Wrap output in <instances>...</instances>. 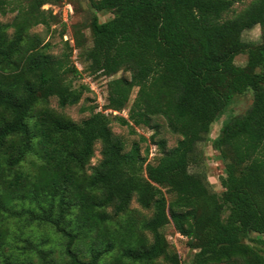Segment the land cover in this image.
<instances>
[{
	"label": "trees",
	"instance_id": "obj_1",
	"mask_svg": "<svg viewBox=\"0 0 264 264\" xmlns=\"http://www.w3.org/2000/svg\"><path fill=\"white\" fill-rule=\"evenodd\" d=\"M50 1L28 0L13 34L0 22V264H57V248L63 264H183L163 232L171 223L197 249L189 264H264V238L251 237L264 236V0L240 12L236 0H91L116 14L93 15L90 46L75 35L81 56L92 72L130 74L110 81L108 106L124 110L138 87L128 117L114 119L133 132L154 129L155 163L139 142L126 150L106 113L91 108L77 123L45 106L52 97L62 107L78 104L91 90L74 85L82 73L69 53L54 55L29 33L47 24L41 8ZM8 2L0 0V12ZM256 25L263 41H244ZM242 53L245 65L236 63ZM249 90L252 105L213 139L226 166L219 193L189 168L213 123ZM155 117L181 136L175 147L156 139ZM98 141L102 160L88 174ZM31 154L37 160L26 165ZM134 197L153 210L149 218L129 214Z\"/></svg>",
	"mask_w": 264,
	"mask_h": 264
},
{
	"label": "rangeland",
	"instance_id": "obj_2",
	"mask_svg": "<svg viewBox=\"0 0 264 264\" xmlns=\"http://www.w3.org/2000/svg\"><path fill=\"white\" fill-rule=\"evenodd\" d=\"M252 1L253 0H236L233 5L234 12H240L250 5ZM28 4V0H9L5 7V11L0 12V22L7 24L10 34H13L15 31L13 23L16 17L19 13L27 10ZM41 13L47 19V24L40 23L34 25L30 27L29 33L31 35L39 34L43 38L44 43H50V47L48 48L50 53L57 56H64L65 53H69L70 64L76 65L82 73L74 80V85L78 86L82 83H87L90 85L91 89L84 95L78 104L62 107L58 99L52 97L45 106H48L51 111L64 115L77 123H80L91 115V108L106 113L112 118L111 128L114 134L123 139L126 150H130L134 143L139 142L143 154L149 151L147 162L155 163L161 156V151L158 144L151 138L154 134V129L147 126H137L135 132H133L129 126L123 125L118 120L114 119V115H124L128 117L129 106L136 98L138 87L133 88L128 106L124 110L114 112L116 110L108 106L110 81L122 76L130 78V74L120 71L114 76H107L101 72H92L88 70L81 56L82 47L77 45L75 35H77L83 47L92 44L91 30L88 25L95 13L99 16L100 21H107L115 16L116 11L114 9L97 11L93 8L91 0H51L42 6ZM233 14L234 13H231V15ZM52 15L57 16V21H52ZM242 38L244 41L259 44L263 41V28L261 25H256L252 29L244 31ZM66 40L73 46L72 51L66 47ZM247 58V54H239L236 57V63L245 65ZM253 100V90H249L244 94L235 95L225 112L213 123L208 140L198 145L199 161L197 164H192L190 166L189 173L199 172L205 174L210 188L216 192L221 193L224 190L222 177L226 175V166L220 152L214 147L213 139L219 135L223 124L228 119L235 115L243 114L252 105ZM41 107H44V105L40 103L36 108L39 109ZM154 122L159 124V134L156 136V139L164 138L167 140L168 148L175 147L181 136L172 133L162 117H155ZM142 137L146 139L143 140ZM102 146V142H96L93 156L86 166V172L88 174H91L93 168L102 160ZM35 160H37L35 154L29 155L26 160V165L31 164ZM111 210L112 208L109 209V211ZM129 211V214L135 216L136 219L149 218L153 213V210L143 208L137 202L136 197H134ZM163 232L168 238L171 250L180 254L183 264H189L197 251V249L192 248L190 237L178 232L172 223L164 227ZM251 237H254V239L259 237L264 238V236L258 235L257 233H251ZM246 242L257 245L249 239H246ZM261 246L260 244L258 247L261 248ZM81 247L86 250L88 245L82 244ZM54 257L57 264H63L64 259L61 256L60 248L56 249ZM34 261L38 263V258L35 257Z\"/></svg>",
	"mask_w": 264,
	"mask_h": 264
},
{
	"label": "built area",
	"instance_id": "obj_3",
	"mask_svg": "<svg viewBox=\"0 0 264 264\" xmlns=\"http://www.w3.org/2000/svg\"><path fill=\"white\" fill-rule=\"evenodd\" d=\"M114 112H117V111H114Z\"/></svg>",
	"mask_w": 264,
	"mask_h": 264
}]
</instances>
